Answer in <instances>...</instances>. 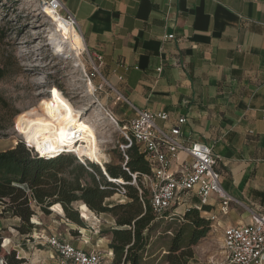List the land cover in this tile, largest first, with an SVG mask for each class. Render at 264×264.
<instances>
[{
  "label": "crops",
  "instance_id": "0c3cea01",
  "mask_svg": "<svg viewBox=\"0 0 264 264\" xmlns=\"http://www.w3.org/2000/svg\"><path fill=\"white\" fill-rule=\"evenodd\" d=\"M58 1L97 62L109 90L103 103L118 122L137 111L162 112L168 121L157 125L167 128L185 117L182 142L211 148L229 200L226 214L220 197L213 194L207 201V214L218 226L248 224L253 214L264 212V0ZM189 164L179 153L170 171L177 174ZM184 198L199 207L194 196ZM56 206L49 215L34 209L36 228L29 237L17 232L20 220L2 215L0 206L3 251H14L24 264H58V256L39 239L58 234L66 241L58 227L84 244L94 237L101 241L93 226L68 224ZM79 207L82 220L97 221ZM91 251L99 250L85 252ZM104 253L103 260L111 262L109 248Z\"/></svg>",
  "mask_w": 264,
  "mask_h": 264
},
{
  "label": "rangeland",
  "instance_id": "374dc122",
  "mask_svg": "<svg viewBox=\"0 0 264 264\" xmlns=\"http://www.w3.org/2000/svg\"><path fill=\"white\" fill-rule=\"evenodd\" d=\"M47 2L0 0V67L4 70L0 80V151L11 149L22 142L36 152L31 139L22 129L23 123L33 121L37 114L52 121H57L63 115H75L81 125L89 128L92 147L104 157L105 162L121 166L123 162L119 145L122 139L116 127L102 113L101 107L106 108L103 98L109 90L103 86L97 62L86 47L80 54L83 67L76 66L75 55H62L55 51L49 41L55 26L46 14ZM59 16L65 19L64 13L59 12ZM84 144L81 140H75L71 145L78 147ZM141 191L146 192V200H149L148 188L142 185ZM191 202L182 197L174 209L157 216L156 222L161 225L153 231L146 249L147 256L151 257L149 264L158 263L179 225L172 219H178L177 215L182 218L184 210L192 207ZM113 204L116 203L111 199L106 203ZM75 210L78 211L79 222L93 226L92 233L101 241L94 237L84 244L76 238L77 235L58 227L59 233L66 236L65 242L74 244L79 250L98 249L101 255L105 254L104 251L108 249L106 240L110 242L109 231L114 227L113 219L109 215L94 214L97 221H85L79 216V208ZM200 216L210 220V229L193 248L195 263L227 264L222 249L223 229L211 213ZM64 217L68 224L72 223ZM90 217H87L88 220ZM45 225H51V222L45 220ZM60 238L63 240L64 237ZM103 264H112V261L106 259Z\"/></svg>",
  "mask_w": 264,
  "mask_h": 264
},
{
  "label": "trees",
  "instance_id": "16d2710c",
  "mask_svg": "<svg viewBox=\"0 0 264 264\" xmlns=\"http://www.w3.org/2000/svg\"><path fill=\"white\" fill-rule=\"evenodd\" d=\"M3 76L4 70L0 67V80ZM126 156L125 166L129 174L121 166L110 164H105V173L110 179L122 182H130V175L136 174L137 188L125 186L123 202L106 205L105 201L118 188L105 179L98 166L88 164L89 172L71 154L41 158L26 144L19 142L11 149L0 151L1 214L18 218L20 225L16 228L17 232L29 237L36 228L32 220L34 209L49 215L53 206L60 205L64 215L82 227L75 210L82 205L90 215L105 214L113 219L114 227L109 231L111 239L108 244L113 255L112 264H149L151 257L147 256L146 249L153 231L161 225L156 222L157 215L146 200V192L141 191V176L150 174V169L139 146L133 144L126 151ZM121 160L124 162L122 157ZM54 210L62 213L59 206ZM208 211L206 206L199 210L192 206L184 210L182 218L172 219L179 225L156 264H196L193 248L210 229V220L200 215ZM82 216L84 218L83 213ZM5 245L0 236L3 264H24V260L16 258L14 251H3Z\"/></svg>",
  "mask_w": 264,
  "mask_h": 264
},
{
  "label": "built area",
  "instance_id": "2783aa9c",
  "mask_svg": "<svg viewBox=\"0 0 264 264\" xmlns=\"http://www.w3.org/2000/svg\"><path fill=\"white\" fill-rule=\"evenodd\" d=\"M47 7L58 15L62 12L58 0H48ZM64 21L76 28L74 18L69 14L65 13ZM172 38V36L167 37V39ZM103 86L108 87L105 81H103ZM119 98L117 95L115 100L118 101ZM101 109L121 136L122 144L119 148L124 160L121 165L122 169L129 174L125 166L126 151L133 144L139 146L144 154L150 174L142 175L141 182L148 188L149 203L157 216H162L174 209L180 203L181 198L187 195H192L198 200L197 209L199 210L202 206H206L209 197L213 194L223 200L221 213L226 214L229 200L225 199L219 185V176L215 170L216 157L211 148L204 144L182 142L181 127L186 122L185 117L176 119L167 128H161L157 122L166 123L168 121L166 113L137 111L132 118L120 123L107 108L102 106ZM179 153H184L190 159V164L188 169L174 174L170 171V166ZM65 154L68 153L62 152L60 155ZM71 155L89 172L91 170L87 167L88 164L98 166L105 179L117 186L116 193L110 198L115 203L123 202L126 194L125 186L137 188L136 174L130 175V182L110 179L104 169L108 162H103L102 166L87 159L81 160L75 154ZM96 180H98L97 177ZM138 191L141 192L139 188ZM79 216L82 217L81 214ZM211 219L214 220V217ZM39 239L45 241L46 245L58 256V264H103V256L99 252L79 250L63 241L58 234ZM222 249L227 264H264V212L253 214L248 224L225 227L222 232Z\"/></svg>",
  "mask_w": 264,
  "mask_h": 264
},
{
  "label": "bare ground",
  "instance_id": "6f19581e",
  "mask_svg": "<svg viewBox=\"0 0 264 264\" xmlns=\"http://www.w3.org/2000/svg\"><path fill=\"white\" fill-rule=\"evenodd\" d=\"M45 11L55 26L54 34L49 39L55 51L62 55H75L76 66L83 67L80 54L85 50V45L80 34L74 26L61 19L51 8L46 7ZM22 132L31 139L36 153L38 152L41 158H53L57 154L66 152L97 165L105 162L104 157L92 147V134L89 128L81 125L75 115H63L57 121H52L37 114L33 121L23 123ZM75 140H81L85 144L74 147L71 144Z\"/></svg>",
  "mask_w": 264,
  "mask_h": 264
}]
</instances>
